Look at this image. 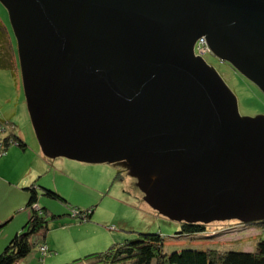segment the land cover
Masks as SVG:
<instances>
[{
	"label": "water",
	"instance_id": "95a60500",
	"mask_svg": "<svg viewBox=\"0 0 264 264\" xmlns=\"http://www.w3.org/2000/svg\"><path fill=\"white\" fill-rule=\"evenodd\" d=\"M46 157L120 162L176 221L264 219V116L241 117L196 39L264 93V0H0Z\"/></svg>",
	"mask_w": 264,
	"mask_h": 264
},
{
	"label": "rangeland",
	"instance_id": "374dc122",
	"mask_svg": "<svg viewBox=\"0 0 264 264\" xmlns=\"http://www.w3.org/2000/svg\"><path fill=\"white\" fill-rule=\"evenodd\" d=\"M0 19L11 35L17 54V69L14 77L10 72L0 70V89L5 90L4 93L8 96L4 98L0 93V103H3L4 108H2L5 112H11L17 100L25 103V94L16 38L7 9L2 3H0ZM204 60L218 73L233 94L241 117L264 116V93L252 81L229 61H220L212 53H207ZM18 121L26 136L28 147L32 149L38 141L30 118L27 113L24 117L18 114ZM27 159L37 164L30 154L22 158V161ZM39 181L40 184H47L49 187L45 188L53 190L67 201L65 204L59 200L39 196L41 207L45 206L53 214L62 216L55 221L49 220L46 233L50 240L64 241L69 237V232L74 233L72 229L53 230L54 225H59L61 222L79 223L77 219L71 218V210L85 212L92 207L93 212L89 220L91 225H86L81 233L91 234L96 238L94 244L101 248L97 251L105 250L114 242L135 238L139 233L160 234L164 239V252L184 248L253 251L258 241L264 239V224L247 225L238 219L212 220L204 223L203 232L180 234L181 222L163 216L145 202V193L139 189L136 179L120 162L93 163L53 156L47 158L45 171L39 177ZM37 208V206L33 207V209ZM251 221L255 219L247 222ZM35 249L33 251H36ZM71 258L64 263L70 262L73 259Z\"/></svg>",
	"mask_w": 264,
	"mask_h": 264
},
{
	"label": "trees",
	"instance_id": "16d2710c",
	"mask_svg": "<svg viewBox=\"0 0 264 264\" xmlns=\"http://www.w3.org/2000/svg\"><path fill=\"white\" fill-rule=\"evenodd\" d=\"M16 69L17 54L11 35L0 19V70H6L14 77ZM14 129L12 121L0 119V157L11 146L27 148V143L16 136ZM25 190L29 194L26 207L30 209V215L22 229L0 251V264H14L26 258L34 248L38 250L40 260L54 253L45 244L46 230L50 221L62 216L53 214L45 206H38V199L39 196H46L65 204L67 201L58 193L42 186H37L36 189L34 185H30ZM34 206L38 208L33 209ZM92 212L93 207L85 212L71 210L70 216L81 223L91 220ZM243 223L264 224V219ZM204 229V223L181 221L179 233L190 235L203 232ZM163 240L158 233H139L135 238L114 242L105 250L90 252L61 264H264V239L258 241L253 251L184 248L171 252H164ZM41 247H45L43 252Z\"/></svg>",
	"mask_w": 264,
	"mask_h": 264
},
{
	"label": "crops",
	"instance_id": "0c3cea01",
	"mask_svg": "<svg viewBox=\"0 0 264 264\" xmlns=\"http://www.w3.org/2000/svg\"><path fill=\"white\" fill-rule=\"evenodd\" d=\"M4 92L5 90L1 91L0 89L2 97L8 98ZM2 104L0 103V119L10 120L14 124L16 123L14 129L16 136L26 142V136L22 132L20 122L18 121V114L24 117V114L27 113L28 118H30L26 99L25 103L17 100L11 112H5ZM27 154H30L37 164H33L28 159L23 162L22 158H26ZM47 158L49 157L43 154L38 142L32 146V149L28 146L25 149L11 146L7 149L6 154L0 157V251L11 237L22 229L30 215L29 208L26 207L29 194L25 188L30 187V185H34L36 189L37 186H48L45 183H39V177L45 171ZM38 206H40L39 199ZM86 225L90 226L91 223L84 221L75 224L69 221L61 222L56 226L54 225V231L58 229L60 231L72 229L74 233L69 232V237L64 241L58 239H55V241L50 240L46 233L45 244L50 250L54 251L53 254L47 255L43 260H40L39 252L35 249L36 251H32L26 258L14 264H61L71 257L74 259L81 255L83 256V254L85 255L101 249L99 245L94 244L97 240L93 235H84V233H81Z\"/></svg>",
	"mask_w": 264,
	"mask_h": 264
},
{
	"label": "built area",
	"instance_id": "2783aa9c",
	"mask_svg": "<svg viewBox=\"0 0 264 264\" xmlns=\"http://www.w3.org/2000/svg\"><path fill=\"white\" fill-rule=\"evenodd\" d=\"M207 53H212L213 54L212 50L206 46V44H205V42L203 40V36H200L194 42V45H193V55L195 57H201L204 60V56ZM220 61H223V60L220 59ZM40 250L43 252L45 250V247H41Z\"/></svg>",
	"mask_w": 264,
	"mask_h": 264
}]
</instances>
